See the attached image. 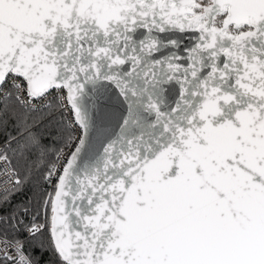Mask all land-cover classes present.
<instances>
[{"label": "snow or ice", "instance_id": "1", "mask_svg": "<svg viewBox=\"0 0 264 264\" xmlns=\"http://www.w3.org/2000/svg\"><path fill=\"white\" fill-rule=\"evenodd\" d=\"M6 172L0 264H264V0H0Z\"/></svg>", "mask_w": 264, "mask_h": 264}, {"label": "built area", "instance_id": "2", "mask_svg": "<svg viewBox=\"0 0 264 264\" xmlns=\"http://www.w3.org/2000/svg\"><path fill=\"white\" fill-rule=\"evenodd\" d=\"M6 175H10V173L6 172L5 175H0V180H4L6 178ZM4 186H6V185H4Z\"/></svg>", "mask_w": 264, "mask_h": 264}, {"label": "trees", "instance_id": "3", "mask_svg": "<svg viewBox=\"0 0 264 264\" xmlns=\"http://www.w3.org/2000/svg\"><path fill=\"white\" fill-rule=\"evenodd\" d=\"M47 257L45 256V259H46Z\"/></svg>", "mask_w": 264, "mask_h": 264}]
</instances>
